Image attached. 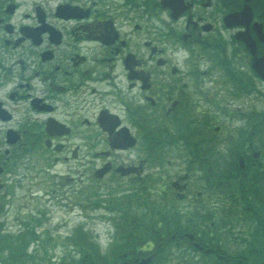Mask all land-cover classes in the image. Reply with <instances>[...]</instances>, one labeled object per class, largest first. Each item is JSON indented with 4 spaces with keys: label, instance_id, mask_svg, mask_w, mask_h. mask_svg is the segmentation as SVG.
I'll list each match as a JSON object with an SVG mask.
<instances>
[{
    "label": "flooded vegetation",
    "instance_id": "1",
    "mask_svg": "<svg viewBox=\"0 0 264 264\" xmlns=\"http://www.w3.org/2000/svg\"><path fill=\"white\" fill-rule=\"evenodd\" d=\"M153 182L179 226L157 240L201 264H233L263 231L264 0H0V214L59 198L104 209L114 231L106 246L82 233L86 264H154ZM219 207L247 211L230 249Z\"/></svg>",
    "mask_w": 264,
    "mask_h": 264
},
{
    "label": "rangeland",
    "instance_id": "2",
    "mask_svg": "<svg viewBox=\"0 0 264 264\" xmlns=\"http://www.w3.org/2000/svg\"><path fill=\"white\" fill-rule=\"evenodd\" d=\"M223 124L225 125V122H223ZM226 130H227V125L224 126L223 132H226ZM175 162L178 165L172 168L173 171L176 170L182 171L184 169H187V166L184 165L181 161L175 160ZM157 168H158L157 166L154 167V169ZM194 178H197V174L194 176ZM97 187L98 186L96 185L95 188ZM157 187L158 186L153 182V190L151 189L149 190V193H152V199H154L153 206L156 205L157 208H161L165 210L164 207H162L164 200L162 199L161 194L157 189ZM21 191L23 190H18L19 193H21ZM194 191H195L194 189L191 191L192 195L194 194ZM63 196H65L64 193H62V196L60 197ZM73 197H74V201L81 200V195L77 196L76 193L74 194ZM59 199L58 201L55 202L52 201L51 203L48 204L45 202H41V205L37 208H33L35 204L29 202V204H26L27 206H24L23 208L14 209L12 207L11 210L8 211L7 209L5 210L4 214H0V223L4 222L7 225L4 226L6 231H10L12 234L22 232V234L24 235H26V232L27 235L31 233L30 235L31 240L34 239L32 237H35L36 234L40 235L39 240L32 242V245L30 246L31 255L35 257V261L32 262L31 264H47V261L49 263H51L50 261H52L51 264H62L66 262L67 258L71 259L72 255H74L73 259L77 261L81 256L82 252L79 251V248L74 249L73 246L69 244L71 240H67L65 237L68 234L76 233L77 230L79 229H75V228L78 227L77 226L78 223H81L82 221L88 222V224H85L84 231L90 233L92 237L94 236L98 237V239H100L101 241L102 246H106L110 242L109 240L111 234L109 236L108 235L104 236L103 234L108 232L112 233L114 231V227L111 225L110 221L101 218L102 215L110 216L109 212H106L104 209H94V208H90L88 211H86L84 208H79L78 206L75 205L70 207L71 204L69 200H67L66 202V200H59ZM216 200H218V193L216 194ZM23 203L24 201L23 199H21L17 204L20 207L23 205ZM187 203L184 200L175 201V206L183 209L182 216L184 219L190 218L188 216L191 213H193V210L184 209ZM40 209H43L42 212L44 213L46 210V218L43 216V214L42 215L40 214L41 216L38 214L40 213L39 212ZM167 211L165 210L166 214L169 212L174 213V210L168 212ZM34 213H36L35 216L39 217L38 224L29 225L31 227V230L24 229V225L22 224V222H24L23 219L28 218L30 215H33ZM20 216H22V220L19 219ZM215 218L216 215L214 214L212 218H210L209 220L214 221ZM190 227L193 226H189L187 228ZM222 230L224 229L222 228ZM226 230L228 231L227 236L238 235V238H241L243 235H245V233H243L245 227H243L242 224H236L235 221L234 224L227 227ZM0 233H1V228H0ZM149 233H151V229L149 230ZM48 237H50L51 240L48 243H46V239ZM238 241L239 242H235V243L239 244L240 239ZM242 244L244 245L243 242ZM185 245L187 246L184 248V250H181L179 247H175L173 251L176 253L184 251L183 252L184 254H182L181 256L183 257V259L187 256L188 259L183 260L179 256L165 255L164 257H166L167 260L163 261L164 264H201L203 260L207 261V259L203 254H199L194 250V247L189 246L188 243ZM243 245H237L239 251L244 250ZM175 246H178V243ZM89 249L87 248L86 245L83 247V250L85 252H87ZM106 259H104L103 261H106ZM115 261H116V257L115 258L110 257L108 260V264H113Z\"/></svg>",
    "mask_w": 264,
    "mask_h": 264
},
{
    "label": "trees",
    "instance_id": "3",
    "mask_svg": "<svg viewBox=\"0 0 264 264\" xmlns=\"http://www.w3.org/2000/svg\"><path fill=\"white\" fill-rule=\"evenodd\" d=\"M156 137H161V133L156 134ZM158 139V138H157ZM153 153L155 154H161L163 153L162 150V144L156 143L155 147L153 148ZM218 179L224 180L226 179L224 176H219ZM217 189L219 192H225L226 191V183L224 181H219L218 182V186ZM153 210L155 211L154 216H149L150 218H156L157 215L162 217V221H163V225L161 226L159 224V222H155L150 221L149 223V230L151 229V233H149V235L151 237H153L154 240H156V244H157V250H155V255L153 256V261L154 264H164L163 261H166V257H164L165 255H169V256H179L181 257V259H183V257L181 256L182 254H184L183 252H174L173 249L177 244L176 241H173L172 239H168L167 241H164L163 243H161L160 241L157 240V234L162 232V231H172L174 229H178L179 226L178 225H173L171 223V218L169 217L168 214H166L163 209L161 208H157V206H153ZM247 211L244 210H233V209H227L225 207H219V209L216 210V218H215V223L217 226V241L219 240H224V246L228 249H230L231 245H233L235 242H239L238 241V237L237 238H232L231 236H223L225 233V228L229 227L230 225L234 224V221L236 224H242L243 227H245L242 219L244 216V213H246ZM258 211H255V219H257L258 221L260 217H264V211L260 210L259 212L262 213L260 216L257 214ZM209 216V214H208ZM210 217V216H209ZM208 217V218H209ZM261 223V222H260ZM159 226L160 229H159ZM141 227L140 224H138L137 226H133L132 228L135 230H138ZM222 228L224 230H222ZM261 231H258L260 230ZM223 232V233H222ZM228 232V231H227ZM243 233H246V230L243 231ZM149 236V237H150ZM244 238H246V236H242ZM85 237H83V234L81 231L77 232V236L71 238V242H69V244H71L73 246V248L78 249L80 252H85L83 250V247L86 245L87 248L89 249L88 246H93V241L90 239L88 240H84ZM247 245H243L244 250L243 251H247L245 253L244 256L240 257L237 254H234L232 257H230L231 261L233 264H264V228L262 231L261 226H257L256 230L254 232V235L252 236V239L248 240ZM29 241L27 238H23V236L20 237H13V236H8L6 238L0 239V250H3V247H7L10 252L9 254H2V252L0 251V263L2 264H31L32 262L35 261V257H30V254L27 253L26 251V247L28 246ZM223 246V247H224ZM86 248V247H85ZM232 248V247H231ZM238 248L237 245H235V249ZM238 250V249H237ZM174 252V254H173ZM234 252V251H233ZM96 253V251H95ZM235 253V252H234ZM243 253V252H240ZM73 255L72 258H67L66 262L62 263V264H85L84 261L85 259L83 258V256L81 255L79 257V259L77 261H75V259H73ZM48 258V257H47ZM188 259V257L186 256L183 260ZM52 263V262H51ZM49 262H47V264H51ZM215 264H225L223 261L219 260L218 262H216Z\"/></svg>",
    "mask_w": 264,
    "mask_h": 264
},
{
    "label": "water",
    "instance_id": "4",
    "mask_svg": "<svg viewBox=\"0 0 264 264\" xmlns=\"http://www.w3.org/2000/svg\"><path fill=\"white\" fill-rule=\"evenodd\" d=\"M142 263H144V262H142Z\"/></svg>",
    "mask_w": 264,
    "mask_h": 264
}]
</instances>
